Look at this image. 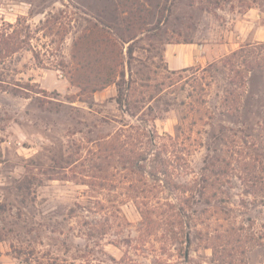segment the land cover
<instances>
[{
    "label": "rangeland",
    "instance_id": "1",
    "mask_svg": "<svg viewBox=\"0 0 264 264\" xmlns=\"http://www.w3.org/2000/svg\"><path fill=\"white\" fill-rule=\"evenodd\" d=\"M141 1L127 31L117 0H0L30 88L0 83V264H264V0ZM115 30L121 104L69 82L85 35ZM115 135L139 166L107 155Z\"/></svg>",
    "mask_w": 264,
    "mask_h": 264
},
{
    "label": "trees",
    "instance_id": "2",
    "mask_svg": "<svg viewBox=\"0 0 264 264\" xmlns=\"http://www.w3.org/2000/svg\"><path fill=\"white\" fill-rule=\"evenodd\" d=\"M149 1V0H145ZM144 1L141 0H117L116 10L121 13L127 12V16L123 19L125 20L124 29L129 31L132 24H147L148 18L141 9ZM100 23H104L99 21ZM161 22V17L156 19L155 24ZM102 26L110 29L112 26L107 24H101ZM141 26V25H140ZM139 26V27H140ZM143 30V28H139ZM111 30V29H110ZM90 33V32H89ZM115 36L111 38L104 33H99L96 35L94 32L85 35V43L87 45L86 52H93V55H88L85 59L77 60L76 55H72V63H75V71H84L86 73L75 74L71 73L69 77V82L71 84H76L80 87V94L85 92L94 93L98 90H102L110 85H115L117 89L116 101L121 104L124 93L131 91L132 74L130 70V58L133 56V47L131 43L126 46L127 60L126 64L129 69L128 80L125 79V71L123 65L125 63L123 49L121 48V42H126L122 37V34L114 31ZM18 29L16 26L9 25V29L0 30V83L3 85L4 90L12 91L14 93H28L30 88L28 84L21 85L18 81H15L10 76V69H6V60L11 57L15 52L22 49L23 44L28 39H21L17 36ZM93 34V35H92ZM29 37V33L26 34ZM84 35L79 37L77 41H74L73 45L78 46V42L82 41ZM27 43V42H26ZM242 49V48H241ZM237 50L231 52L227 57H231L237 54ZM220 62L222 59L219 60ZM122 67V68H121ZM126 90V92H125ZM127 97L125 98V101ZM117 140L104 139V150L107 151V155L111 156L116 153L118 157L122 158L123 161L128 165L137 166L136 162L140 159V154H131L128 150V143L125 140H121L119 136L115 135ZM139 166V165H138ZM216 176H222L227 173L226 166H217L213 168ZM167 184L173 189L178 190L179 185L173 182L171 179H167ZM185 203H188L187 201ZM182 209L185 207L182 205Z\"/></svg>",
    "mask_w": 264,
    "mask_h": 264
},
{
    "label": "crops",
    "instance_id": "3",
    "mask_svg": "<svg viewBox=\"0 0 264 264\" xmlns=\"http://www.w3.org/2000/svg\"><path fill=\"white\" fill-rule=\"evenodd\" d=\"M178 49H180V48H178ZM166 50L168 51V48H166ZM175 57H177V56H175ZM178 59H179V58H178ZM178 59L174 58V60H173V59H170V58H168V57H165V61H166V63H167V66H168L170 69H173V68L176 67L175 64H176V61H177Z\"/></svg>",
    "mask_w": 264,
    "mask_h": 264
}]
</instances>
